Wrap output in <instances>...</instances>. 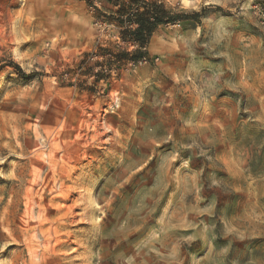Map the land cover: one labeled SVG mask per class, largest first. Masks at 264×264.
Segmentation results:
<instances>
[{
  "label": "rangeland",
  "instance_id": "374dc122",
  "mask_svg": "<svg viewBox=\"0 0 264 264\" xmlns=\"http://www.w3.org/2000/svg\"><path fill=\"white\" fill-rule=\"evenodd\" d=\"M12 1L0 264H264V0H144L189 17L144 47L139 0Z\"/></svg>",
  "mask_w": 264,
  "mask_h": 264
},
{
  "label": "trees",
  "instance_id": "16d2710c",
  "mask_svg": "<svg viewBox=\"0 0 264 264\" xmlns=\"http://www.w3.org/2000/svg\"><path fill=\"white\" fill-rule=\"evenodd\" d=\"M143 5L144 9H136L135 12L129 15L127 23L130 28V41L139 47H144L152 36L155 29L164 23H172L183 18H189L188 16L169 14L166 11L160 10L162 5H158L153 2H146L139 0L136 4ZM143 53L139 50L134 51L133 60H139L142 58Z\"/></svg>",
  "mask_w": 264,
  "mask_h": 264
},
{
  "label": "bare ground",
  "instance_id": "6f19581e",
  "mask_svg": "<svg viewBox=\"0 0 264 264\" xmlns=\"http://www.w3.org/2000/svg\"><path fill=\"white\" fill-rule=\"evenodd\" d=\"M16 5H17V1L13 0L11 2L10 6H16ZM15 13H17V11L7 9V12H5V15H2L4 17V19H3V22L1 23V25L3 27H5L7 24L8 25L11 24L13 19H14ZM54 156H57L56 152L54 153ZM37 159H38V161H37L36 165H37L38 171L36 173V176H38V178L34 180V183L36 185H39L41 183V186L43 188L42 190H44V189L46 190V188L51 187V183H54V179L52 177H53L54 173L56 172L57 168L61 165H59L58 163L54 164L53 165V172L51 173V177L49 176V173H47L46 176L43 177V172H44L43 171V168H44L43 165L44 164H43V161H41L40 156H37ZM52 161H53V159H52ZM35 206L39 209V219H40L39 226L38 227L36 226V228L40 229L43 234H46L48 230H44L42 227H44L46 223L50 222L49 221L50 217H49V213L45 214V212L47 211V208H44L42 206L41 201L29 199L28 203H27L26 213H29L30 216H33ZM48 209H49V206H48ZM47 244L48 243H45V245H47Z\"/></svg>",
  "mask_w": 264,
  "mask_h": 264
},
{
  "label": "snow or ice",
  "instance_id": "6c2138e0",
  "mask_svg": "<svg viewBox=\"0 0 264 264\" xmlns=\"http://www.w3.org/2000/svg\"><path fill=\"white\" fill-rule=\"evenodd\" d=\"M185 2L187 3V0H185ZM7 248H8V246L5 245V247L3 249H0V252L5 251Z\"/></svg>",
  "mask_w": 264,
  "mask_h": 264
}]
</instances>
